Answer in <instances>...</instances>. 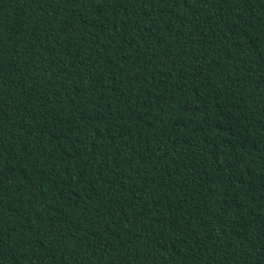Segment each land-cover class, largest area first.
Instances as JSON below:
<instances>
[{
  "label": "trees",
  "instance_id": "trees-1",
  "mask_svg": "<svg viewBox=\"0 0 264 264\" xmlns=\"http://www.w3.org/2000/svg\"><path fill=\"white\" fill-rule=\"evenodd\" d=\"M0 264H264V0H0Z\"/></svg>",
  "mask_w": 264,
  "mask_h": 264
}]
</instances>
